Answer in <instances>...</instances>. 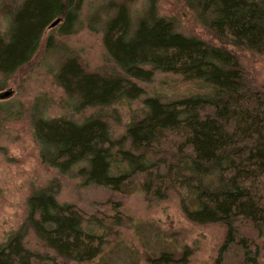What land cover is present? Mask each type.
I'll use <instances>...</instances> for the list:
<instances>
[{"label":"trees","instance_id":"obj_1","mask_svg":"<svg viewBox=\"0 0 264 264\" xmlns=\"http://www.w3.org/2000/svg\"><path fill=\"white\" fill-rule=\"evenodd\" d=\"M132 3L109 1L89 18L88 28L102 34L109 71L91 72L64 51L53 83L72 111H105L136 102L146 94L141 84L151 83L156 73L200 83L206 92L175 101L146 97L142 116L120 136L102 114L77 122L46 118L37 108L31 121L40 158L83 186L119 195L138 188L156 202L171 192H185L182 206L189 221L226 229L215 264H259L256 240L264 236V94L234 52L180 32L175 20L159 13L158 0H146L138 14ZM83 6L84 0H24L6 8L7 30L0 34V92L31 63L55 21L61 20L48 37V53L57 51V38L83 28ZM187 6L219 41L264 56V0H187ZM2 111L0 105V115ZM1 130L0 118V136ZM59 191V182L52 181L32 193L25 222L0 246V264H59L57 259L83 263L98 256L102 238L85 228L86 216L76 206L58 201ZM30 232L55 258L27 247ZM157 264L176 263L164 254Z\"/></svg>","mask_w":264,"mask_h":264},{"label":"rangeland","instance_id":"obj_2","mask_svg":"<svg viewBox=\"0 0 264 264\" xmlns=\"http://www.w3.org/2000/svg\"><path fill=\"white\" fill-rule=\"evenodd\" d=\"M23 1L0 0V34L6 32L8 25L3 12ZM109 1L120 0H84L83 28L69 37L57 38V51L52 53L45 49L54 29L50 28L31 63L0 92L11 93L0 100L3 108L0 115V246L25 222L27 201L32 193L58 181V201L76 206L86 216L85 228L88 226L102 238L100 252L93 260L80 263L56 258L59 264H157L164 254L176 264H215L226 229L222 225H197L189 221L182 206L185 192L183 197L171 192L167 199L156 202L148 201L138 188L130 189L127 195H119L106 188L83 186L75 176L60 175L40 158L31 121L37 108L46 118L68 117L77 122L96 113L102 114L110 122L113 133L120 136L126 125L142 116L146 97L175 101L206 92L200 83L188 82L173 74L156 73L151 83L141 84L146 94L136 102H123L105 111L89 109L74 113L62 90L54 85L53 78L64 51L78 57L91 72H106L112 68L107 61L102 34L88 28L89 18ZM145 3L146 0H133V11L140 13ZM157 5L159 13L175 20L183 34L234 52L252 83L264 94V56L219 41L198 22L187 0H158ZM248 233L255 237L253 232ZM25 242L31 251L55 258L34 233L30 232ZM256 242L259 264H264V236L258 237Z\"/></svg>","mask_w":264,"mask_h":264},{"label":"water","instance_id":"obj_3","mask_svg":"<svg viewBox=\"0 0 264 264\" xmlns=\"http://www.w3.org/2000/svg\"><path fill=\"white\" fill-rule=\"evenodd\" d=\"M60 22H61V20H57V21H55L52 25H51V29H53V28H55V27H57L59 24H60ZM10 94L11 93H3V94H0V100L1 99H6V98H8L9 96H10Z\"/></svg>","mask_w":264,"mask_h":264}]
</instances>
